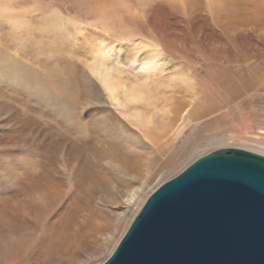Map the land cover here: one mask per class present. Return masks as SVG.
I'll return each instance as SVG.
<instances>
[{"label": "rangeland", "instance_id": "374dc122", "mask_svg": "<svg viewBox=\"0 0 264 264\" xmlns=\"http://www.w3.org/2000/svg\"><path fill=\"white\" fill-rule=\"evenodd\" d=\"M263 143L264 0H0V264H101L162 183Z\"/></svg>", "mask_w": 264, "mask_h": 264}, {"label": "water", "instance_id": "95a60500", "mask_svg": "<svg viewBox=\"0 0 264 264\" xmlns=\"http://www.w3.org/2000/svg\"><path fill=\"white\" fill-rule=\"evenodd\" d=\"M101 264H264V156L195 159L148 196Z\"/></svg>", "mask_w": 264, "mask_h": 264}, {"label": "bare ground", "instance_id": "6f19581e", "mask_svg": "<svg viewBox=\"0 0 264 264\" xmlns=\"http://www.w3.org/2000/svg\"><path fill=\"white\" fill-rule=\"evenodd\" d=\"M151 63H152V61L151 62L148 61V62L144 63L143 65H141L139 67V70H142V71L146 70L147 67ZM106 69H104L103 65L97 64L95 66H91L90 68H88V72H89L90 76L94 77L99 82V84L101 85L102 89L106 92V95H107L108 99L111 100V102L114 105L118 106L119 105V98L118 97H120L119 96V92L123 88L121 87V82L119 80L115 79V78L110 77V75L108 74ZM155 93H156V91H155ZM151 96H152V94L150 93V91L148 89H145V88H131L128 91L125 92L126 103L127 104H131V105L132 104H134V105L135 104H142V103L143 104L145 103V104L149 105L152 102V99H151L152 97ZM145 106L146 105H144V107ZM141 112H144V111H141ZM141 112L140 111H136L135 115L136 116H140V118L142 119L141 123H144V125L149 124L151 122L150 121L151 120L150 116H147L145 113L143 114ZM261 145L264 146V143L261 144Z\"/></svg>", "mask_w": 264, "mask_h": 264}]
</instances>
